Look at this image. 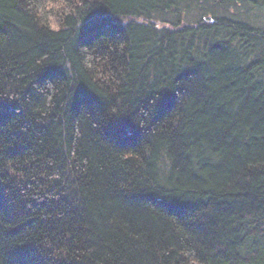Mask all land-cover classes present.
Returning <instances> with one entry per match:
<instances>
[{
  "label": "trees",
  "instance_id": "obj_1",
  "mask_svg": "<svg viewBox=\"0 0 264 264\" xmlns=\"http://www.w3.org/2000/svg\"><path fill=\"white\" fill-rule=\"evenodd\" d=\"M0 264H264V0H0Z\"/></svg>",
  "mask_w": 264,
  "mask_h": 264
}]
</instances>
